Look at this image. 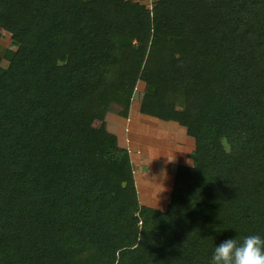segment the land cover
<instances>
[{
    "label": "trees",
    "instance_id": "1",
    "mask_svg": "<svg viewBox=\"0 0 264 264\" xmlns=\"http://www.w3.org/2000/svg\"><path fill=\"white\" fill-rule=\"evenodd\" d=\"M0 29V264H208L264 236V0H0ZM141 80L192 147L164 209L106 128Z\"/></svg>",
    "mask_w": 264,
    "mask_h": 264
},
{
    "label": "rangeland",
    "instance_id": "2",
    "mask_svg": "<svg viewBox=\"0 0 264 264\" xmlns=\"http://www.w3.org/2000/svg\"><path fill=\"white\" fill-rule=\"evenodd\" d=\"M131 1L139 2L148 8L153 2V0ZM14 48L10 33L0 29V70L7 65L6 53ZM155 57L153 56L151 61H146L145 66H148L150 70L157 69L161 61L160 56L155 55ZM150 96L146 84L142 80L138 81L131 94L128 111H125L126 107L121 102L114 99L105 115V122L107 130L118 137L119 146L127 147L128 145L132 155H141V163L138 165V162L133 161L132 166L136 190L141 201L149 206L164 209L169 201L173 170L176 164H192L189 157L190 138L182 126L169 127L166 131L165 123L157 126L159 120L157 117L141 112L147 109L148 104L143 103H146ZM99 124L98 120L93 123L94 126ZM175 132L177 133L176 139Z\"/></svg>",
    "mask_w": 264,
    "mask_h": 264
},
{
    "label": "clouds",
    "instance_id": "3",
    "mask_svg": "<svg viewBox=\"0 0 264 264\" xmlns=\"http://www.w3.org/2000/svg\"><path fill=\"white\" fill-rule=\"evenodd\" d=\"M208 264H264V236H234L214 243Z\"/></svg>",
    "mask_w": 264,
    "mask_h": 264
},
{
    "label": "crops",
    "instance_id": "4",
    "mask_svg": "<svg viewBox=\"0 0 264 264\" xmlns=\"http://www.w3.org/2000/svg\"><path fill=\"white\" fill-rule=\"evenodd\" d=\"M157 123H158L157 126L160 125V124L162 125V124L165 123V124L167 125V127H166V131L169 130V129H168L169 127H171V128H172V127H175V126L177 127V125L172 124V122H163V121L158 120ZM176 127H175V128H176ZM156 128H157V127H156ZM171 132L173 133V131H171ZM176 132H177V130H176ZM176 132H175V134H174L175 139H176V135H177ZM189 143H190V142H189ZM126 145H127V144H126ZM169 146L172 147L173 145H170V144H169ZM189 146H190V148H192V147H191V143L189 144ZM127 148H128V151H129V146H128V145H127ZM181 149H182V147H181ZM190 150H191V149H190ZM189 152H190V151H189ZM129 155H130V159H131V164H132V166H133V161L138 162V165L141 163V162H140V156H141V155H139V154H135V155H134V154H133V155H134V156H133V155L131 154V151H129ZM134 180H135V175H134Z\"/></svg>",
    "mask_w": 264,
    "mask_h": 264
}]
</instances>
